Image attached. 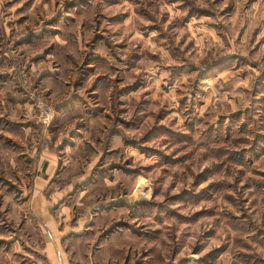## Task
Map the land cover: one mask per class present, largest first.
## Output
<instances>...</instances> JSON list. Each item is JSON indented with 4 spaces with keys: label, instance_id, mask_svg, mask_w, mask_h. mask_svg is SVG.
Segmentation results:
<instances>
[{
    "label": "rangeland",
    "instance_id": "obj_1",
    "mask_svg": "<svg viewBox=\"0 0 264 264\" xmlns=\"http://www.w3.org/2000/svg\"><path fill=\"white\" fill-rule=\"evenodd\" d=\"M251 4L0 0V264L41 245L29 196L45 145L58 188L83 179L67 204L96 219L105 206L76 264H264V20ZM23 70L55 109L40 133Z\"/></svg>",
    "mask_w": 264,
    "mask_h": 264
},
{
    "label": "crops",
    "instance_id": "obj_2",
    "mask_svg": "<svg viewBox=\"0 0 264 264\" xmlns=\"http://www.w3.org/2000/svg\"><path fill=\"white\" fill-rule=\"evenodd\" d=\"M251 5L253 6V9L255 8L256 11H258L259 15H263L262 18L264 20V0H252ZM24 36L26 35H21L20 37L24 38V41L21 43L25 45L33 43L31 39ZM3 54H6V52ZM1 55L2 53L0 52V56ZM46 79H50V77L48 76ZM30 124H32L34 132H41L39 125H37L34 120ZM78 132L79 131H75V134L72 136H76V133ZM86 132L88 131H85V133ZM84 135L88 134H83V136ZM49 136H51L50 133ZM71 140L67 143V146L72 143ZM81 143L83 142L81 141ZM86 144L88 147L96 150L95 147L90 145L91 143L86 142ZM78 145L79 144H74V146L79 147ZM44 147H46V149H41V151H39V165L35 167L37 168V175L34 182V192L29 196L32 212V218L30 217V219L34 218V221L38 223L39 229H36V234L40 239L41 245L39 246L34 243L33 246L31 245L32 242H28L29 244L25 245L23 241V243L20 242L22 243V248L19 250L20 254L17 252L18 261L16 259H10L8 264H76L77 262H75V258H71L70 250H73V248L80 243V236L84 232L89 231L91 225H88V223H90L93 218L96 219L95 213L93 214L89 212L87 217L80 216L76 213L75 208H78L81 204H67L68 200H71L74 196L79 197V201L84 197L85 194L76 192L79 186L84 185L83 179L77 177L70 181L66 180L67 182L65 181V183H63L65 186H63V188H58L59 183L57 182L60 181L59 171L62 164L61 160L57 153L50 150L48 145H45ZM70 161L71 163H74V165L77 162L81 164V160H78L77 162L73 160ZM87 175L86 180L90 177V171ZM86 183H89V181ZM111 205V207L115 208V203H111ZM117 205L120 206L119 203H116V206ZM97 211H99L97 214L105 213V206L99 208ZM11 250L12 248L8 251L12 253L13 251ZM8 256L9 255H7V259Z\"/></svg>",
    "mask_w": 264,
    "mask_h": 264
},
{
    "label": "built area",
    "instance_id": "obj_3",
    "mask_svg": "<svg viewBox=\"0 0 264 264\" xmlns=\"http://www.w3.org/2000/svg\"><path fill=\"white\" fill-rule=\"evenodd\" d=\"M22 75L24 77L25 89L30 93V101L35 108L33 120L40 127L49 129L55 120V109L45 94L36 91V89L34 91L31 90L24 70L22 71Z\"/></svg>",
    "mask_w": 264,
    "mask_h": 264
},
{
    "label": "trees",
    "instance_id": "obj_4",
    "mask_svg": "<svg viewBox=\"0 0 264 264\" xmlns=\"http://www.w3.org/2000/svg\"><path fill=\"white\" fill-rule=\"evenodd\" d=\"M112 206V205H111ZM111 206H110V208H111ZM121 206V205H120ZM99 212V211H98ZM100 215H103V214H99V216ZM99 216L97 217V219L99 220ZM97 219L95 220V221H97ZM92 226H94V223L92 224ZM81 241L82 240H85V239H87L88 238V234H82L81 236ZM76 241V240H75ZM110 241V240H109ZM110 250H111V252L113 253V255H115L116 257H120V255H121V253H118V252H115V250L113 249V248H111L110 247Z\"/></svg>",
    "mask_w": 264,
    "mask_h": 264
}]
</instances>
